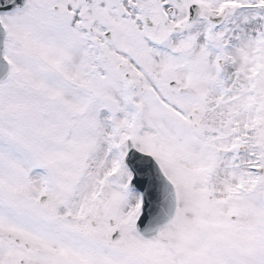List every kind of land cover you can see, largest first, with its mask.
<instances>
[{
  "label": "snow or ice",
  "instance_id": "6c2138e0",
  "mask_svg": "<svg viewBox=\"0 0 264 264\" xmlns=\"http://www.w3.org/2000/svg\"><path fill=\"white\" fill-rule=\"evenodd\" d=\"M0 264H264V0H0Z\"/></svg>",
  "mask_w": 264,
  "mask_h": 264
}]
</instances>
